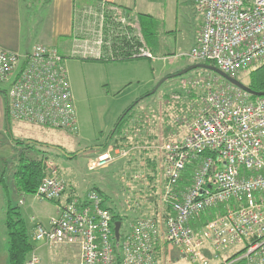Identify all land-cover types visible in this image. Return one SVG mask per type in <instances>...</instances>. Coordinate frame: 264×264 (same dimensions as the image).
Wrapping results in <instances>:
<instances>
[{
  "label": "built area",
  "instance_id": "2783aa9c",
  "mask_svg": "<svg viewBox=\"0 0 264 264\" xmlns=\"http://www.w3.org/2000/svg\"><path fill=\"white\" fill-rule=\"evenodd\" d=\"M192 2L202 23L191 58L212 62L234 78L264 64V0ZM97 3L82 9L92 24L85 36L74 38L72 57L157 59L137 14L112 0ZM212 84H204L202 107L187 131L164 137L159 146L170 185L162 206L144 189L129 196V208L156 210L134 220L122 241L99 191L91 190L85 200H64L67 183L51 159L33 194L55 202L57 214L47 224L34 221L32 237L78 247L80 264H118V258L121 264H161L159 251L168 250L167 243L180 249L179 264H264V96L252 98L230 82ZM0 93L9 119L79 131L66 57L55 46L37 43L27 53L0 50ZM126 148L110 145L87 165L104 166L115 154L128 155ZM26 263L41 264V258L34 251Z\"/></svg>",
  "mask_w": 264,
  "mask_h": 264
},
{
  "label": "rangeland",
  "instance_id": "374dc122",
  "mask_svg": "<svg viewBox=\"0 0 264 264\" xmlns=\"http://www.w3.org/2000/svg\"><path fill=\"white\" fill-rule=\"evenodd\" d=\"M167 1L151 6L153 16L150 25L162 43L159 46L157 42V50L154 51L157 59L154 60L74 58L70 55L68 43L64 42L66 39L54 40L50 29L45 26L46 20L51 21L50 8L46 11L44 8L40 11L38 9L31 14V35L28 45L36 42L52 44L66 57L79 131L73 133L51 129L11 118L9 129L7 126L16 139L27 141L31 136H38L44 144L49 145L45 161L51 159L55 162L58 172L65 182H68L67 194L85 200L88 193L96 188L105 197V204L126 215L129 223L156 210L153 206L129 208L132 199L129 196L134 197L137 191L144 189L143 194L162 206L160 202L164 192L168 186L170 187L166 177L163 151L159 148L164 137L187 131L189 121L202 107L206 82L211 86L212 82L229 83L224 81L226 79L222 76L198 67L181 76L168 78L158 86L168 74L181 72L200 62L191 58L189 53L201 30V16L195 10L192 0H181L180 3ZM262 65L241 72L238 79L248 84L249 73ZM193 81H197L199 85L192 86ZM184 82L188 85L184 86ZM154 89H157L154 93L141 99ZM1 90L4 88L1 87ZM173 95H179L180 98L174 99ZM138 99L141 100L136 103ZM133 105L135 108L131 112L137 122L131 126L128 136L134 143L135 136L138 138L142 136L146 139L145 143L125 144L123 147L128 146L126 148L129 149L128 155L121 157L115 154L113 161L89 169L88 162L102 154L98 147L106 142L120 117ZM3 134L4 136L0 137V180L3 179L0 182V230L8 237L4 215L9 205L16 207L22 216L27 218L33 215L34 211H38L44 203L43 200L34 198L33 193H20L14 178L22 157L42 158L43 152L38 147L29 149L26 144H16L7 131ZM132 147L135 150L131 151ZM107 151L108 148L104 152ZM74 153L77 155L71 157ZM112 156L114 157L113 154ZM147 159L153 161L147 162ZM133 167L136 168V172L131 170ZM47 170L46 168L45 171ZM153 179L154 183L151 182ZM146 182L151 185L144 188L147 186ZM48 206L52 208L53 204L50 202ZM165 212L166 209L161 215L162 218ZM32 241L38 242L34 237ZM166 245L175 257L178 256L175 259L182 260L178 247L168 243ZM54 247L61 250V262L69 260L73 264H78V247L66 244ZM4 254L5 256L1 258L2 263L10 264L8 252ZM166 256L167 254H162L160 261ZM169 260L171 259H166Z\"/></svg>",
  "mask_w": 264,
  "mask_h": 264
},
{
  "label": "crops",
  "instance_id": "0c3cea01",
  "mask_svg": "<svg viewBox=\"0 0 264 264\" xmlns=\"http://www.w3.org/2000/svg\"><path fill=\"white\" fill-rule=\"evenodd\" d=\"M112 1L120 4L125 10L130 11L132 15H135L136 13L138 15L141 28L143 27L149 28L150 20H152V16H153V15L151 16V10H152L151 6L153 4H163L165 0H112ZM169 2L180 3L181 0H168L167 3ZM88 6L97 7L98 6L97 0H0V50L17 51L20 53L30 52L33 45L37 43L36 42L31 45H28V40L31 35V29H30L31 14L36 12L38 9L40 11L42 8H44V11H46L47 8H50L51 21L47 22L46 20L45 26L47 27V29L48 28L50 29V34L52 35V38L57 41H59V39L61 38H65L66 41L64 42L68 43L69 49L71 50L74 38L76 36H85L86 34L84 30L89 28L92 24L88 17H84V13L82 10L84 8H87ZM148 16H150L151 18H149ZM50 46H55V45L51 44ZM24 47H28V48H24ZM7 118L8 116H7L5 96L2 93H0V137L4 136L3 133L7 131L10 133L12 138H14L11 130L10 131L8 130L9 126L7 123ZM35 140L44 142L38 136L36 137L31 136L28 138L27 141L34 142ZM27 141L25 142L28 145L33 143V142L28 143ZM37 147L38 149L42 148L39 146ZM66 183L68 189L69 187L68 182L66 181ZM68 196L69 194H67L66 192V194L64 195V200ZM42 202L44 203L41 204V207L38 211L33 210L34 211L33 215L24 218L26 225H28V227L30 228V231L32 230L34 221L36 222L40 221L43 222L44 224H47L49 219L57 214V206L55 202L44 201V200ZM45 202L48 203L51 202L53 204V207L50 208L48 206V203ZM142 211L144 212V210ZM6 214H7V210L5 211V215H4V225L6 221ZM130 226L131 224L129 225V227ZM8 238L9 237H7V234L0 230V264H3L1 258L5 256L4 252L5 253L8 252L7 249L8 241H9ZM33 243L35 245V249L31 252V254L35 251V253L38 254L41 258V264H63V263L73 264L69 262V260H67L66 262H61V253H60L61 250L58 249L57 247L55 248L54 246L48 245L40 241L38 242L34 241ZM77 250H78L77 255L79 257L78 264H80L79 248H77ZM161 251H159L160 259L162 254L164 255L167 254V256L160 261L161 264L164 263L179 264L177 259H175L178 256L175 257L169 250H166V248ZM30 255L28 258H30ZM167 258H170L171 260L166 261Z\"/></svg>",
  "mask_w": 264,
  "mask_h": 264
},
{
  "label": "trees",
  "instance_id": "16d2710c",
  "mask_svg": "<svg viewBox=\"0 0 264 264\" xmlns=\"http://www.w3.org/2000/svg\"><path fill=\"white\" fill-rule=\"evenodd\" d=\"M148 17L151 18L150 16ZM141 29H142L143 35L145 36V40L148 46L151 48V50L155 54L157 50V42H158V45L160 46L162 45L161 41L157 37L154 30L151 28V25L149 28L143 27ZM200 63H203V62H200ZM207 63L215 66V64L212 62H207ZM210 71L217 74L216 72L212 70ZM167 76L168 78H172L171 74H168ZM224 81L228 82L227 80H224ZM247 85L255 91H264V65L256 69H253L251 73H249V83ZM150 94L151 92L141 97V99H143L144 97H147ZM250 96L252 98L257 97L255 95H250ZM141 99H138V100H141ZM130 107H131L130 110L116 124L115 131L111 132L106 142L103 145H100L98 147L100 148L99 150L100 152H102V154L105 153L104 151H106V149L110 145H113L115 147H123V145L125 144L132 145L135 143H141V144L145 143L146 139L142 136L139 138L135 136L136 138L134 140L135 143L130 141L129 139L130 137L128 136V132L131 131V126L135 122H137V120H135L134 118V115L132 114L133 112H131L135 108V105L130 106ZM7 123L8 125L10 124L9 118H7ZM13 141L16 144H26L25 141L18 140L15 138H13ZM32 146L42 147L40 150H42L44 154H42L43 155L42 158L39 157L35 159V158L27 157V156L21 158V161L17 165V169L14 173L15 184L20 193H23V192L34 193L38 189L43 179V167L45 163V158L47 157V153H46L48 152L47 147H49V145H46L43 142L35 140L32 144H29L27 147L30 148ZM60 151H63V150H60ZM65 152L63 151V153ZM76 155L77 153H74L72 154L71 157H75ZM152 161L153 159L151 160L147 159V162H152ZM2 180H0V182ZM151 182L154 183V179ZM149 185H151V183ZM152 187L154 188V186ZM94 190H96V188ZM107 207L112 213L113 221H114L113 225L115 226V223L117 221L121 222L120 237L122 236V239H123V237L125 236V233L129 229V225L133 221L129 223L128 222L129 219L126 215L124 216L121 213L116 212L113 208L109 206ZM5 225H6V229L8 231V237H9L7 249H8L10 264H25L31 252L35 249V245L32 242V234H31L30 228L28 227V225H26L24 217L22 216L21 212L17 210L16 207L9 205L7 209ZM121 263H122L121 259L118 258V264H121Z\"/></svg>",
  "mask_w": 264,
  "mask_h": 264
},
{
  "label": "water",
  "instance_id": "95a60500",
  "mask_svg": "<svg viewBox=\"0 0 264 264\" xmlns=\"http://www.w3.org/2000/svg\"><path fill=\"white\" fill-rule=\"evenodd\" d=\"M198 67H202V68H206L208 70H212L214 72H216L217 74L221 75L223 78H225L228 82H230L231 84L237 86L238 88H240L241 90L251 94V95H255V96H264V91H255L252 88H250L247 84H245L244 82H242L240 79L238 78H234L229 76L228 74L224 73L222 70H220L218 67L210 65L208 63H196L193 66H191L189 69L183 70L181 72L175 73V74H171V77H175V76H181L185 73H187L189 70L194 69V68H198ZM166 79H168V76L165 77L159 84L158 86H160L164 81H166ZM157 89H154L153 91H151V94L154 93ZM139 100L136 101V103ZM135 103V104H136ZM131 107L128 108V110H126L124 112V114L121 116V118H123V116L130 110ZM120 118V119H121ZM115 131V128L113 129L112 132ZM28 143H32L33 141H27ZM120 228H121V222L117 221L115 223V234H116V239L119 240L120 239Z\"/></svg>",
  "mask_w": 264,
  "mask_h": 264
},
{
  "label": "bare ground",
  "instance_id": "6f19581e",
  "mask_svg": "<svg viewBox=\"0 0 264 264\" xmlns=\"http://www.w3.org/2000/svg\"><path fill=\"white\" fill-rule=\"evenodd\" d=\"M192 120V119H191ZM190 122V121H189ZM115 147V146H114ZM106 157H104L103 159H105ZM98 191V190H97ZM102 194V193H101ZM104 197V196H103ZM105 198V197H104ZM114 222V221H113ZM121 231V230H120ZM120 235H121V232H120ZM121 239H122V236H121Z\"/></svg>",
  "mask_w": 264,
  "mask_h": 264
},
{
  "label": "flooded vegetation",
  "instance_id": "af4514ba",
  "mask_svg": "<svg viewBox=\"0 0 264 264\" xmlns=\"http://www.w3.org/2000/svg\"><path fill=\"white\" fill-rule=\"evenodd\" d=\"M121 118V117H120ZM120 120V119H119Z\"/></svg>",
  "mask_w": 264,
  "mask_h": 264
}]
</instances>
